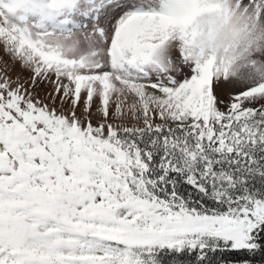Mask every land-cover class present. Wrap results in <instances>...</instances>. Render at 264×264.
<instances>
[{
    "label": "snow or ice",
    "instance_id": "1",
    "mask_svg": "<svg viewBox=\"0 0 264 264\" xmlns=\"http://www.w3.org/2000/svg\"><path fill=\"white\" fill-rule=\"evenodd\" d=\"M0 264H264V0H0Z\"/></svg>",
    "mask_w": 264,
    "mask_h": 264
}]
</instances>
